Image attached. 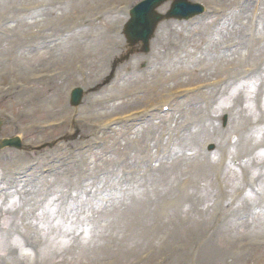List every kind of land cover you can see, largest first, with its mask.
<instances>
[{
	"label": "rangeland",
	"instance_id": "obj_1",
	"mask_svg": "<svg viewBox=\"0 0 264 264\" xmlns=\"http://www.w3.org/2000/svg\"><path fill=\"white\" fill-rule=\"evenodd\" d=\"M94 1L103 2L0 0V48L10 46L14 53L1 54L0 49V58L5 55L0 60V86L11 87L8 98L6 94L0 98V137L17 135L26 145L22 152H0V178L8 188L3 191L6 187L0 186V264H264V224L260 231L245 225L249 232L245 247L222 243L237 242L239 234H221L217 228L208 231L203 225L191 228L225 214L230 200H240L249 191L264 187V177L256 181L264 173L261 166H233L235 171L226 183L228 167L210 157L231 153L227 142L232 146L235 141L232 129L223 131L218 126L224 109L208 118L209 113H201L196 103L185 106L184 129L191 128L184 126L190 119H209L213 124L210 137L199 145L197 153L191 145L198 147L203 135H190L191 129L181 131L179 118L170 114L154 116L147 125L131 127L128 133L120 126L107 129L108 150L88 146L87 140L99 136L92 128L85 133L88 119L96 117L105 125L109 117L145 104L133 91L148 83L153 58L118 61L126 51L120 30L128 8L138 0H116L117 8L104 13L100 22L81 26L77 13L91 19L100 17L105 8L91 6ZM194 1L219 13L188 23L162 24L158 35L163 39L153 53L164 50V54L153 63V69L164 66L169 54L172 62L165 67L179 64L180 75L187 65L211 63L208 46L222 40L224 45L237 44L238 60L244 62L250 44L258 42L247 36L256 0ZM225 12L226 22L217 18ZM212 18L222 22L210 26ZM232 18L240 22L234 25ZM51 28L61 34V42L51 41ZM77 62L84 65L87 75L74 68ZM255 62L263 64L264 53L257 60L251 57L247 64ZM52 63L64 66L67 79L44 82L37 87L36 97L15 87L26 86L35 72H51ZM211 67L214 73L202 75V80L223 76L217 66ZM160 82L165 87L172 84L163 77ZM74 87H81L84 97L80 106L70 108L69 92ZM162 89L158 88L167 93ZM17 94L19 99L13 100ZM47 116L63 118L60 121L66 123L49 122L51 127L46 130L34 127L48 121ZM176 122L171 133L178 144L174 156L167 157L171 150L167 137ZM205 131L200 122L193 128L195 134ZM79 142L82 146L74 148ZM208 144L215 146L212 152L207 151ZM194 157L204 158V163L193 165ZM182 160L184 165L176 170ZM44 168L49 172L43 173ZM25 169L28 175L19 177L17 173ZM118 173H130L132 181L124 186ZM227 224L225 218L224 227Z\"/></svg>",
	"mask_w": 264,
	"mask_h": 264
},
{
	"label": "water",
	"instance_id": "obj_2",
	"mask_svg": "<svg viewBox=\"0 0 264 264\" xmlns=\"http://www.w3.org/2000/svg\"><path fill=\"white\" fill-rule=\"evenodd\" d=\"M163 0H150L149 2H147L146 4H143L141 5L140 7L137 6L131 13V16H132V20H131V23H133V19H135V16H140L142 19H146L147 16L149 15L151 9L157 5H159ZM181 4H176V8H178V6H180ZM184 6V5H183ZM188 9V7H186ZM185 8V9H186ZM196 13V11H186L184 13H180L178 11H176L175 13H173V15L175 16H179L180 17H187L189 15H192ZM151 19H155L154 18H151ZM143 22V21H142ZM129 27V26H128ZM127 27V28H128Z\"/></svg>",
	"mask_w": 264,
	"mask_h": 264
},
{
	"label": "bare ground",
	"instance_id": "obj_3",
	"mask_svg": "<svg viewBox=\"0 0 264 264\" xmlns=\"http://www.w3.org/2000/svg\"><path fill=\"white\" fill-rule=\"evenodd\" d=\"M114 3H116V0H103V2H97V1H95L94 4H93V6H95V7H108L110 4H114ZM108 28H111V27L108 26ZM42 83H43V82H42ZM40 84H41V82H40ZM25 89H26V88H23L22 90H25ZM20 91H21V90H20ZM33 95L36 97V93H34ZM15 99H16V100L19 99V98H18V94L15 95ZM95 119H96V117H95ZM47 120L50 121V120H51V116H47ZM42 122L45 123L46 121L43 120ZM1 190L4 191L5 189L2 188Z\"/></svg>",
	"mask_w": 264,
	"mask_h": 264
}]
</instances>
